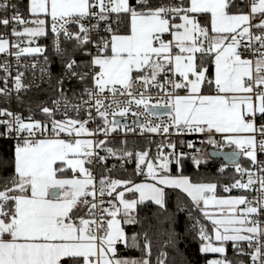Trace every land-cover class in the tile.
Wrapping results in <instances>:
<instances>
[{"label": "snow or ice", "instance_id": "snow-or-ice-1", "mask_svg": "<svg viewBox=\"0 0 264 264\" xmlns=\"http://www.w3.org/2000/svg\"><path fill=\"white\" fill-rule=\"evenodd\" d=\"M243 6L247 0H29L25 20L15 0H0L5 28L34 25L12 29L29 46L14 43L12 53L0 37V53L18 62L44 56L39 83L25 84L18 69L10 88L2 66L0 138L13 145L0 155V264H189L179 247L181 214L200 254L216 257L206 264H264V0ZM42 37L52 41V59L31 46ZM73 80L82 86L75 104L65 91ZM33 87L55 97L52 107L37 102L45 121L31 106L27 117L11 110ZM129 115L131 126L122 124ZM118 130L166 142L150 157L126 139L109 146ZM219 156L227 163L217 173L232 166L240 176L223 191H254L253 199L217 194L218 181L201 167ZM110 159L118 163L109 167ZM129 162L140 182L113 178ZM189 162L195 176L185 174Z\"/></svg>", "mask_w": 264, "mask_h": 264}, {"label": "built area", "instance_id": "built-area-1", "mask_svg": "<svg viewBox=\"0 0 264 264\" xmlns=\"http://www.w3.org/2000/svg\"><path fill=\"white\" fill-rule=\"evenodd\" d=\"M15 2H17V4H18L19 12L22 15V17L25 20H30L31 17L29 15L28 11L25 12V10L22 7V0H15ZM247 3L250 5L251 0H247ZM7 15L10 18L11 15H12V11L9 10V12L7 13ZM25 26H34V25H31V24H28V25H20V24L10 23V25L7 28H5L3 26L5 30H4V33L1 35V37L6 38V39L9 40V45H10L9 51L10 52L14 53L16 51V49L14 47H12V45L14 43H18V42L21 43V47L29 46L27 44V38L26 37L25 38H21L20 40H17V38L12 35V29H13V27H15L16 30H18V31H22ZM45 40H46V44L44 43ZM31 46H41V47H45L47 49V51L45 52L44 55L49 56L50 59L53 58L52 41L50 39L44 38V37L38 38L37 40H35L32 43ZM43 63H44V56L43 55H39V54H37L36 56H29V55L22 56L20 58L19 62H18L16 60V57L14 55H8V54L2 53V54H0V74H1L0 77H4L5 76V72L3 71L2 66L4 64H7L9 66L10 71H11V77L9 78V85H8L10 88L12 87V77H14L17 74V70L18 69H19V71H23L25 73L24 78H23L25 84H33L34 82L39 83V79H38V77H39V71H38V69H39V67L41 65H43ZM33 64H36L37 65V70L35 72V75L33 74V69L31 68V65H33ZM25 65H28V68L27 69H25V67H24ZM52 70L54 72V63L52 65ZM3 86H4L3 80L0 79V87H3ZM42 87L43 88H47V84L42 85ZM32 90H37V89L35 87H33L27 93L31 92ZM65 91L67 93L68 99L73 104L79 102L78 99H77V97H75L73 95V93L74 92H76V93L81 92L82 91V86L79 85V84H77L76 81L73 80L71 83L66 82L65 83ZM27 93L22 92L21 93V96H24ZM5 106H7V105H4L2 103V98H0V107H5ZM10 107H11V110L12 111L20 112L17 109V103L15 102V99H13V103L11 104ZM50 107H52V102L50 104ZM61 109H63V105H61ZM22 115L25 116V117H27L29 114H22ZM68 115L70 117L75 118V114L71 111V109H69ZM81 115L83 116V113ZM33 118L34 119L41 120V121H45L47 119V117H45L44 114H41L39 117H37L36 115H33ZM62 118L63 117L59 113L56 114V119H62ZM132 119H133V117L131 115H129L126 118H123L122 119V124L127 123V124H129L131 126ZM164 119H167V117H164ZM97 123H99V121H97ZM95 126L96 125L95 124H92V123H90L88 125L89 128H94ZM97 139H103V137L102 136H99V137H97ZM109 139L112 141V144H110L109 146H113V147H117V148H119L121 146L120 145V141L125 140V139L128 141L127 148H128V145H130L132 143H135V142H139V141L140 142L149 143L150 145H149V147L146 150H150V152H149L150 157L156 155L157 146L158 145H160L161 143L166 142V138L165 137H162V136L156 135V134H150V133H144L143 135H140L139 134V130H137L136 133L129 132L127 134V136L124 135V133H123L122 130H118L116 133L111 134V136L109 137ZM172 139L175 140L176 137H172ZM184 139H194V137H184ZM2 143H10L11 145H13V142L11 140H4V139L0 138V144H2ZM210 149L211 148L206 149V152H209ZM130 150H132V149H130ZM225 150H227V149H225ZM133 151H144V150H135L134 149ZM164 151L167 152L168 149L165 148ZM101 155H103V153H101ZM243 158L244 157L242 156L241 157V160L239 162L240 164H241V161H242ZM258 159L259 160H264V154H259L258 153ZM113 163H118V162L110 159L108 161L109 167ZM241 166L242 167H245L242 164H241ZM134 167H135L134 162H129L125 166L126 170L125 169H121V170L128 171L130 169L133 172V168ZM250 167H251V165H250ZM113 178H115V177H113ZM245 180H246V177H245ZM224 194L227 195V196H229V195L236 196V195L246 194L248 196V199H250V200L253 199L257 195V193L254 192V191L253 192H242L241 190H238V189H233L231 193L224 192ZM246 250H247V245H246ZM248 261L249 262L246 263V264H250V260L249 259H248Z\"/></svg>", "mask_w": 264, "mask_h": 264}, {"label": "trees", "instance_id": "trees-1", "mask_svg": "<svg viewBox=\"0 0 264 264\" xmlns=\"http://www.w3.org/2000/svg\"><path fill=\"white\" fill-rule=\"evenodd\" d=\"M27 5H28V0H22V7L25 10V12L28 10ZM243 7H244V11L248 12L249 4L247 3V6H243ZM0 18H3L2 13H0ZM4 30L5 29L3 25L0 24V37L4 33ZM44 43L46 44V40L44 41ZM59 71H60V64L57 58L55 59L54 62V73H59ZM21 97L25 101V104L23 107H19L17 105L18 111H20L22 114H30L28 111V107L31 106L34 110L32 114L39 117L43 113L40 112L39 108L37 107V102H42L44 105L50 107L54 95L50 92L44 93V92H39L38 90H32L31 92ZM149 145H150L149 143L139 141L128 145V148L132 150L134 149L146 150L149 147ZM209 148L210 147L206 146V149ZM11 151H12V145L10 143L0 144V155L4 154L5 152H7L8 155H11ZM221 164H224L221 160L212 159V162L208 165L207 168H204L203 166L201 167L202 172L209 173V176L207 177L208 179H211L213 181H218V188H217L218 195H224L223 192L224 185H230L234 183L236 179L240 178L239 174L235 172L234 167H230V166L226 169V171L223 174L217 173V167ZM241 164L244 165L245 167H250V162L246 158L242 159ZM173 171H175V169H173ZM185 174L192 176L196 175L195 169L190 162L186 164ZM3 175H4L3 173H0V176ZM114 177L125 178V179L132 178L135 179L137 182H140V180L142 179L140 177L134 176L132 170L130 169L128 171H123V170L118 171L114 173ZM144 214H145L144 211H140L141 217H143ZM204 222L209 223L208 221H204ZM136 230L139 229L137 228ZM127 231L131 233L133 231L132 227L127 228ZM177 231H179L182 235V240L179 245L180 250L184 254V258L189 262V264H206V260L211 259L212 256L210 255L205 256L200 254L199 252L200 241L198 238H196L195 232L191 230L190 222L186 223V217L184 216V214H181L179 217ZM227 247H228V256L230 258H236L234 257L231 243H229ZM244 247L246 249V243L244 244ZM128 254L133 257L139 256V253L136 251H132ZM240 259H244L246 263L249 262L247 257H240Z\"/></svg>", "mask_w": 264, "mask_h": 264}, {"label": "water", "instance_id": "water-1", "mask_svg": "<svg viewBox=\"0 0 264 264\" xmlns=\"http://www.w3.org/2000/svg\"><path fill=\"white\" fill-rule=\"evenodd\" d=\"M121 122H122V121H121ZM210 151H212V149H210L209 152H210ZM225 151H230V150H225ZM212 159H215V160H221L224 164L227 163V161H225V160L223 159L222 156L215 157V158H212ZM240 160H241V158H240ZM240 160H239V162H240ZM230 167H232V166H230Z\"/></svg>", "mask_w": 264, "mask_h": 264}, {"label": "crops", "instance_id": "crops-1", "mask_svg": "<svg viewBox=\"0 0 264 264\" xmlns=\"http://www.w3.org/2000/svg\"><path fill=\"white\" fill-rule=\"evenodd\" d=\"M251 2H252V0H251ZM28 4H29V0H28ZM250 4H251V3H250ZM249 10H250V5H249ZM249 10H248V11H249ZM27 11H28V10H27ZM28 13H29V12H28ZM29 15H30V14H29ZM253 22H254V23H257L258 20H253ZM219 196L227 197V195H219ZM241 207H243V206H241ZM209 223H210V222H209ZM229 243H231V242H229ZM208 255L212 256L211 259H212V258H216V257H214L213 254H208Z\"/></svg>", "mask_w": 264, "mask_h": 264}, {"label": "rangeland", "instance_id": "rangeland-1", "mask_svg": "<svg viewBox=\"0 0 264 264\" xmlns=\"http://www.w3.org/2000/svg\"><path fill=\"white\" fill-rule=\"evenodd\" d=\"M33 47H35V46H33ZM0 54H2V53H0ZM225 195V194H224Z\"/></svg>", "mask_w": 264, "mask_h": 264}]
</instances>
